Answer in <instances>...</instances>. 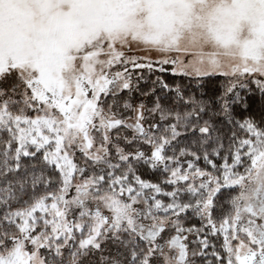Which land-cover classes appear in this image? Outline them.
<instances>
[{
  "label": "snow or ice",
  "instance_id": "6c2138e0",
  "mask_svg": "<svg viewBox=\"0 0 264 264\" xmlns=\"http://www.w3.org/2000/svg\"><path fill=\"white\" fill-rule=\"evenodd\" d=\"M0 264H264V0H0Z\"/></svg>",
  "mask_w": 264,
  "mask_h": 264
}]
</instances>
